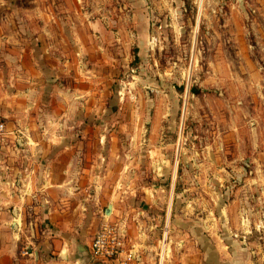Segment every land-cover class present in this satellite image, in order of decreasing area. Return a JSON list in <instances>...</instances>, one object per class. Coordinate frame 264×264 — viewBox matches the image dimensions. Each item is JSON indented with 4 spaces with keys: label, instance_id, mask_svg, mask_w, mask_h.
<instances>
[{
    "label": "rangeland",
    "instance_id": "1",
    "mask_svg": "<svg viewBox=\"0 0 264 264\" xmlns=\"http://www.w3.org/2000/svg\"><path fill=\"white\" fill-rule=\"evenodd\" d=\"M1 42L38 45L56 104L102 139L98 170L116 155L103 222L125 220L135 264H216L239 242L264 264V0H0ZM53 227L0 222V264H51Z\"/></svg>",
    "mask_w": 264,
    "mask_h": 264
},
{
    "label": "crops",
    "instance_id": "2",
    "mask_svg": "<svg viewBox=\"0 0 264 264\" xmlns=\"http://www.w3.org/2000/svg\"><path fill=\"white\" fill-rule=\"evenodd\" d=\"M86 47L72 46L71 55L70 49L66 53L59 49L61 56L66 54L61 62L66 67L58 65L56 70L67 74L73 56ZM38 53V45L0 43V116L6 123L8 141L0 154V222L16 229L26 224L54 226L50 252L56 260L51 264H95L90 245L103 222L106 207L102 195L108 188L110 198L120 193L112 170L116 155L110 154L105 170H98L103 157L92 154L91 147L102 139L92 141L87 137L90 124L83 116L73 122L68 106L56 104L54 92L47 87L52 85V75H47L51 70L42 68ZM85 71L82 68L78 74L84 76ZM74 88L66 90L70 93ZM65 116L69 118L66 122ZM114 210L113 203L111 213ZM80 243L88 245L81 247ZM45 250L41 251L49 252ZM243 250L237 243L233 250L221 252L224 257L229 254L227 261L219 258L216 264H253L251 251ZM33 252L36 257L44 256L38 250Z\"/></svg>",
    "mask_w": 264,
    "mask_h": 264
},
{
    "label": "built area",
    "instance_id": "3",
    "mask_svg": "<svg viewBox=\"0 0 264 264\" xmlns=\"http://www.w3.org/2000/svg\"><path fill=\"white\" fill-rule=\"evenodd\" d=\"M6 123L0 116V154L8 146ZM126 222L104 221L95 232L91 245L90 256L95 264H135L140 260L139 252L134 245L128 247ZM27 253V249L22 254Z\"/></svg>",
    "mask_w": 264,
    "mask_h": 264
},
{
    "label": "water",
    "instance_id": "4",
    "mask_svg": "<svg viewBox=\"0 0 264 264\" xmlns=\"http://www.w3.org/2000/svg\"><path fill=\"white\" fill-rule=\"evenodd\" d=\"M111 212H112V204H108V205L106 206L105 210H104V213H105L106 215H110Z\"/></svg>",
    "mask_w": 264,
    "mask_h": 264
},
{
    "label": "trees",
    "instance_id": "5",
    "mask_svg": "<svg viewBox=\"0 0 264 264\" xmlns=\"http://www.w3.org/2000/svg\"><path fill=\"white\" fill-rule=\"evenodd\" d=\"M134 53H135V50H134Z\"/></svg>",
    "mask_w": 264,
    "mask_h": 264
}]
</instances>
